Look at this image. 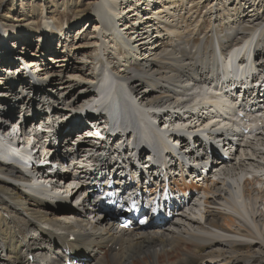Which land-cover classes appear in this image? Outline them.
Here are the masks:
<instances>
[{"label": "bare ground", "instance_id": "bare-ground-1", "mask_svg": "<svg viewBox=\"0 0 264 264\" xmlns=\"http://www.w3.org/2000/svg\"><path fill=\"white\" fill-rule=\"evenodd\" d=\"M12 1L16 0H0V9ZM60 1L44 0V4L35 6H18L17 1L3 17L11 21L42 19L44 24L33 36L31 30L38 27V21H33L34 25L27 30L9 31V34L0 30V158L6 155V149H10L11 144L37 148L36 144L43 136L59 128L70 127L65 141L75 134L81 137L84 133L80 131L81 114L97 109L103 97L99 85L103 68L111 69L114 77H117L115 81L111 74L105 75V81L113 82L116 95L119 87L127 86L133 95L129 102L136 103L137 100L140 105L137 108L145 113L146 123L158 126L160 134H165V128L161 127L166 118L171 119L170 126L177 122L183 124L182 129L187 133L202 131L203 124H190L181 114L183 111L188 114L187 111L192 110L196 111L193 120L207 115V112L220 118L209 133L212 138L219 127L223 128L220 130L221 137L228 146L244 138L238 133L233 134L240 131V125L236 117L226 114V111L232 105L230 97L235 90L244 99L251 97V94L264 92V0H90L86 6L76 8L80 15L69 24L54 19L56 14H53V9L71 5ZM140 3L141 6L146 4L145 8L148 9L145 10H153L155 3L160 7L151 11L154 12L151 16L147 13L140 17L142 9L137 8ZM124 4H127L125 9L122 8ZM89 11H92L91 22L95 23L97 31L91 30L87 38L80 37L84 41L73 49L76 53L81 47L92 48L93 54L85 67H89L87 70L91 72L86 77L84 74L78 75L80 68L70 67V61L66 63L63 56L67 58L73 54L74 57V41L70 42L71 46L67 45L70 30L74 28V23L86 18ZM131 16H138L136 19L140 23L134 19L135 23L128 26L130 22L126 20ZM88 22L84 21V28ZM201 26H207L204 34L198 33ZM183 30L188 36L197 30L198 43L194 45V35L185 36ZM7 38H11L8 45L12 53L6 47ZM56 39L57 44L53 45ZM33 41L37 42L38 47L34 57L40 58L36 63L41 62L42 74L39 76L52 70L63 76L61 84L52 83L54 79L49 77L34 81L32 74L22 68L25 58L15 56V43L22 47L25 42ZM52 46L55 49L51 50ZM67 46L69 50H66ZM20 50H24L25 55L29 52L27 48ZM57 51L64 55L55 58L54 63H59V69L55 70L52 65L47 66L44 56L49 54L53 57L51 55L58 54ZM2 56L7 57L3 63ZM16 63H19L18 70L14 67ZM2 67H5L4 71ZM16 71L20 74V81H15L14 75L4 74ZM64 71L68 74L64 75ZM170 84L173 90L168 92L167 86ZM54 85L59 87L60 93L53 88ZM46 86L49 87L44 88ZM84 94L90 97L82 103L78 102ZM123 102L129 103L126 98L120 99L118 104ZM248 106L243 109L241 106V111ZM134 108L135 105H132L127 110L135 112ZM18 112L25 120H28L26 116L30 112L37 119L32 124H10L12 120L9 118L14 119ZM160 112L163 114L158 115ZM123 113L124 123L129 126L133 117L127 115L126 110ZM97 114L98 111H95ZM255 114L262 116L264 111L253 112L249 117ZM66 118L71 121L70 124L64 123ZM84 119L86 124L92 121ZM99 121L94 122L101 127L104 121ZM118 121L114 120L116 123ZM260 122L264 123L263 120ZM258 131L264 134V128ZM53 137L49 146H53L58 137L61 139L62 134L56 131ZM256 140L240 144L241 155L228 165L224 180L220 183H208L206 180L207 185H202L200 178L188 182L183 172L185 166L179 163L182 169L180 176L172 178L173 188L178 191L172 205L175 206L178 199H186L188 193L197 196L203 194L204 200L200 201V207L194 204L185 217H176L181 224L174 225L173 230L168 228L161 232L153 229L120 231L114 223L92 216L93 211L75 203L68 205L67 199L73 200L78 196L76 198L79 200L92 190L83 183L72 189L52 180L49 167L43 170L49 173L45 178L35 174L31 179L25 177L22 172H29L32 160L27 158L25 149L20 148L18 168L0 163V264H64L63 259L65 262L67 256L64 257L62 248L65 249V246L77 251L71 252L73 254L68 259L75 262L80 258L83 264H264V135L260 134ZM89 142L84 139L79 149L64 151L67 155L65 158H71L81 173L85 171L80 166L84 154L95 149ZM43 143L47 145L48 142ZM50 148L55 149L56 146ZM170 148L166 147L168 150ZM43 156L40 158L42 163ZM65 158L63 163L66 162ZM89 159L98 162L93 154ZM109 165L107 161H102L90 175L103 174ZM125 165L131 168V172H126L124 165L112 164L117 179H126L133 188L145 189L144 176L138 172V167L131 160H127ZM174 173V167H171L170 174ZM250 174L253 175L251 179L247 177ZM55 177L67 184L77 180L58 172H55ZM258 185L262 187L258 188ZM156 190L157 187L154 192ZM38 191H41V195ZM57 198L63 199L58 203L55 201ZM41 209L58 216L50 219V213ZM199 211L200 216L196 215ZM66 215H69L68 219ZM32 232L43 237L35 248ZM34 251L40 253L39 256L32 257ZM89 258L91 261H88Z\"/></svg>", "mask_w": 264, "mask_h": 264}, {"label": "rangeland", "instance_id": "rangeland-1", "mask_svg": "<svg viewBox=\"0 0 264 264\" xmlns=\"http://www.w3.org/2000/svg\"><path fill=\"white\" fill-rule=\"evenodd\" d=\"M18 1V2H17ZM90 0H61L60 1V3H62V2H65L64 4H67L68 3V6H69V4H71L69 7H62V8H60L59 10H57V9H53V14H56V16H55V20L57 21L58 20V22H60V23H64V24H66V23H71V21L74 19V18H76L77 16H79L80 14H78L77 13V11H76V8L79 6V7H83V6H86L85 4H87L88 2H89ZM130 1V0H129ZM135 1H138V0H135ZM135 1H134V4H135ZM150 1H153V0H150ZM15 2H17V5L19 6H21L22 4H26V5H40L41 3L42 4H44V0H37V2H35V0H16V1H12V2H9L8 4H6L4 7H2L1 9H0V16H2V18H0V30L1 31H6V32H8V34H9V31H17L18 29H23V28H25L26 30H27V28L29 27V26H33L34 24L32 23L33 21H38L39 22V24H35L36 26H38L37 28H34L35 30L34 31H32L31 30V32H32V34H31V36H33V35H35L37 32H39L40 31V25H42V24H44V20H42V19H25V20H23V21H11V19L10 18H3L4 16H6L8 13V10L7 9H9V7H11L12 6V4L13 3H15ZM47 2V1H46ZM133 2V1H132ZM154 2V1H153ZM143 3V2H142ZM142 3H140V5H138L139 7H137V8H140V9H142V11H140L141 13V16L140 17H144L145 15L144 14H147V13H149V15L151 16V14H153L154 12H151V11H154L155 9H157L158 7H160L158 4H156V3H158V2H156L155 4H154V7L152 8L153 10H145V9H148V8H145V6H146V4H144L143 6H141V4ZM210 4V3H209ZM4 5V4H3ZM158 5V6H157ZM161 5V4H160ZM65 6H67V5H65ZM127 7V4H124V6H122V8L123 9H125ZM21 8V7H20ZM145 8V9H144ZM21 10V9H20ZM19 10V11H20ZM125 12H127L126 10H124ZM89 13V15L88 16H86V18L84 17L82 20H79L77 23H74V28H72L71 30H70V34H69V37H70V40H69V43L67 42V45H69V46H71V44H70V42L72 41H74V45L72 46L73 48H72V50L73 49H76V46L77 45H80V43H81V41H82V38H80V37H88L90 34V32H91V30H92V32L93 31H97L96 29H95V23L94 22H91V21H93L92 19H91V17L93 16L92 15V11H89L88 12ZM133 13V12H132ZM131 13V14H132ZM202 14H204V11H203V13ZM201 14V15H202ZM19 15V14H18ZM21 16H22V13H21ZM49 17V16H48ZM128 17H129V14H128ZM136 17H138V16H131V18H129V19H127L126 20V22L128 21V22H130L129 23V25L128 26H130V25H133V23H135V21H134V19H136ZM170 17L171 16H169V19H170ZM14 18H17V16H15ZM55 21V22H56ZM84 21H85V23L86 22H88V24H87V26H85V28L83 27L84 26ZM136 21H138V23H140V21L138 20V19H136ZM243 21V20H242ZM46 23H48V22H46ZM50 23V22H49ZM132 23V24H131ZM143 25V24H142ZM145 25V24H144ZM15 26V27H14ZM137 26H141V24H137ZM193 27V26H192ZM205 27V28H204ZM229 27H231V26H229ZM206 28H207V26H201L200 28H199V30H200V32H198L199 34H204L205 33V31H206ZM10 29V30H9ZM94 29V30H93ZM193 29V28H192ZM28 31H29V29H28ZM6 32H5V34H6ZM183 33H185V36H188V35H186V30H183L182 31ZM88 34V35H87ZM192 35H194V38H193V41H194V45H196L197 43H198V41H199V37H198V35H197V30L193 33V34H191V35H189L188 37H190V36H192ZM59 37V36H58ZM80 38V39H79ZM7 39H9L6 43V47L8 48V50H10L11 51V46H9L8 44H10V39L11 38H7ZM60 40V39H59ZM37 41V40H36ZM55 42L53 43V45H56L57 44V39L56 40H54ZM84 41V40H83ZM82 41V42H83ZM13 42V41H12ZM34 42V41H33ZM38 42V41H37ZM37 42H34V43H27V42H25V45L24 46H19V43H15V45L17 46V48H16V50H15V56H20V58L22 57V56H24V60H23V64H22V68H26V70L27 71H29L31 74H32V77L33 78H35V79H33L34 81H38L40 78H45V77H49V78H52V79H54V82H52V83H54V84H57L58 82H59V84H61L62 83V81H60V80H62V78H63V76H61V74L60 75H58L59 73H53V71L52 70H49L50 72H48V73H46V75H44V76H39L40 74H42V72L40 71V64H41V62L40 63H36L39 59H37V57L35 58L34 57V53L36 54L37 53V51H38V47H37ZM56 43V44H55ZM14 45V46H15ZM69 46H67V49L66 50H69ZM55 46H52L51 48V50H53V49H55L54 48ZM21 48H27V50L26 51H29L28 52V54H26L25 55V52H22V51H24V50H20ZM19 51V52H18ZM30 52H33V53H31L30 54ZM65 52H68V51H65ZM11 53H12V51H11ZM56 53H58V54H52L51 56H53V57H50V55L49 54H47L46 56H44V55H42V58H43V56H44V59H46L47 60V66L50 64V65H52L54 68H55V70L56 69H59V68H57L58 66H59V63H54L57 59H55V58H57V57H59L58 55H62V53L63 52H56ZM73 53H74V50H73ZM67 54V53H66ZM75 55H74V57H73V54H70L69 56H67V58L65 57V56H63V60L67 63L68 61H70V63H69V66L70 67H78V68H80V71L78 70V75H80V76H82V74H84V75H86V77L87 76H89L90 75V72L91 71H88L87 69H89V67H87V68H85L87 65V63H86V61H90V57L92 56V54H93V52H92V48L91 47H81V49H79V50H77L76 51V53H74ZM30 55V56H29ZM32 55V56H31ZM82 55L84 56L83 57V59H82ZM18 56V57H19ZM72 56V57H71ZM79 57V58H78ZM51 58H53V61H52V59ZM78 58V59H77ZM55 59V60H54ZM1 60H2V63L4 62V61H6L7 60V57H5V56H2V58H1ZM11 60V59H10ZM17 60V59H16ZM16 60H13V62H16ZM25 62V63H24ZM65 63V64H66ZM83 63V65H80V64H82ZM73 64V65H72ZM85 65V66H84ZM18 66H19V63H16L15 64V69L16 70H18ZM62 66V65H61ZM61 66H60V68H61ZM67 66H68V64H67ZM84 67V68H83ZM21 67H20V69H22ZM15 69H14V71H15ZM39 69V70H38ZM77 69V68H76ZM5 70V67H2V71H4ZM82 72V73H81ZM1 73V72H0ZM4 74H6L5 76H7V75H14V77H13V79L15 80V81H20V74H19V72L18 71H16L15 73H7V72H5ZM3 74V75H4ZM66 74H68V73H65V71H64V75H66ZM68 76V75H67ZM28 76H26V78H27ZM38 77V78H37ZM58 77V78H57ZM30 79V78H29ZM41 79V80H42ZM59 79V80H58ZM49 87V86H48ZM47 86L46 87H44V88H48ZM53 88H59L57 85H54V87ZM173 90V87H171V84L170 85H168L167 86V91L168 92H171ZM51 91H53V89L51 90ZM60 91V89H58V93H60L59 92ZM90 96H86L85 94L84 95H82L81 96V98H79L78 99V97H74V99L75 100H79L78 102H84L85 100H87L88 98H89ZM92 105H93V103L92 102H90ZM144 103H145V105L146 106H149L148 105V103L146 102V101H144ZM201 106L203 105V104H200ZM21 112H18V113H16L15 114V118H20L21 116H22V114H20ZM69 118H70V116H68ZM82 133V132H81ZM68 145H72L71 143L70 144H68ZM83 146L85 145V144H82ZM11 178V177H10ZM2 184H3V182H1ZM12 186V185H11ZM77 196H75L74 198H76ZM74 200H76V199H74ZM40 210V209H39ZM41 211H45V212H49L50 214H48V217H50V219L52 218V217H54V216H56L57 214H55L54 212H52V211H47V210H43V209H41ZM62 215V214H61ZM65 215V214H64ZM58 216V215H57ZM63 216V215H62ZM67 216H69V215H66V218L68 219V217ZM65 218V217H64ZM170 229H173V228H170ZM28 233H29V230H28ZM32 237H33V247L35 248L39 243H40V241H41V239L43 238V237H41V236H38V234L36 233V232H32ZM39 240V241H38ZM48 244V243H47ZM2 245H1V243H0V247H1ZM254 251H256V249L254 248ZM39 254L40 253H37V251L35 252L34 251V253H33V256L32 257H37V255L39 256ZM29 259H30V257H29ZM28 259H26V261H27ZM25 261V260H24ZM25 264V263H24Z\"/></svg>", "mask_w": 264, "mask_h": 264}]
</instances>
